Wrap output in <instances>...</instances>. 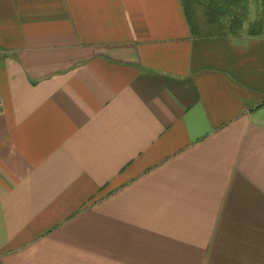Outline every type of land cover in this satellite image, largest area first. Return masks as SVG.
I'll return each mask as SVG.
<instances>
[{
	"label": "crops",
	"instance_id": "1",
	"mask_svg": "<svg viewBox=\"0 0 264 264\" xmlns=\"http://www.w3.org/2000/svg\"><path fill=\"white\" fill-rule=\"evenodd\" d=\"M0 101V264H264V0H0Z\"/></svg>",
	"mask_w": 264,
	"mask_h": 264
},
{
	"label": "built area",
	"instance_id": "2",
	"mask_svg": "<svg viewBox=\"0 0 264 264\" xmlns=\"http://www.w3.org/2000/svg\"><path fill=\"white\" fill-rule=\"evenodd\" d=\"M0 106H1V101H0Z\"/></svg>",
	"mask_w": 264,
	"mask_h": 264
},
{
	"label": "rangeland",
	"instance_id": "3",
	"mask_svg": "<svg viewBox=\"0 0 264 264\" xmlns=\"http://www.w3.org/2000/svg\"><path fill=\"white\" fill-rule=\"evenodd\" d=\"M250 9H251V5H250Z\"/></svg>",
	"mask_w": 264,
	"mask_h": 264
}]
</instances>
